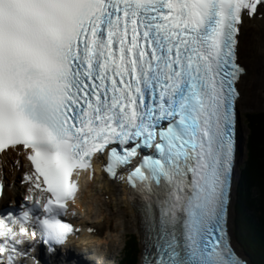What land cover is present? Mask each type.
Listing matches in <instances>:
<instances>
[{"label":"snow or ice","instance_id":"obj_1","mask_svg":"<svg viewBox=\"0 0 264 264\" xmlns=\"http://www.w3.org/2000/svg\"><path fill=\"white\" fill-rule=\"evenodd\" d=\"M254 19L264 0H0V154L28 162L30 201L0 214V264L79 239L64 217L97 153L131 189L143 264H248L229 224Z\"/></svg>","mask_w":264,"mask_h":264},{"label":"bare ground","instance_id":"obj_2","mask_svg":"<svg viewBox=\"0 0 264 264\" xmlns=\"http://www.w3.org/2000/svg\"><path fill=\"white\" fill-rule=\"evenodd\" d=\"M240 46L245 56V58L241 60V63L247 68V75L243 78L240 85V90L245 96V102L240 110H261L264 108V60L260 57V50L264 48V19L247 21L241 36ZM245 130V127L240 124L242 144L244 143V147L242 146L240 153V160L243 159V154L245 155V149L247 148L248 138ZM16 159H20V166L14 164ZM27 170L28 162L22 157H17L15 153L9 152L7 156L3 155L0 157V182L6 184L5 194L0 200V209L10 205L13 206L15 203H21L22 199L29 194L27 191L28 185L24 182V175ZM83 186H87V189L84 192L81 204L78 205L80 212L86 209L87 214L90 215L89 213L92 212V205L95 204L96 200L100 202L103 201L102 203L104 204L109 201V203H117L118 206L125 207L131 218L128 219L122 215L124 212L123 210H120L117 215H111L102 210L100 214L96 213V222L90 221L88 216V219L85 218L86 220L84 219L81 222V231L78 234L80 237L79 242L83 243L85 238L90 240L99 238L100 240L106 239L108 243L96 247L88 246L83 243L80 247H85L86 249L81 248L80 250L92 251V249H94L100 254H102V251L118 252L117 249H122L123 240L129 232L136 233L138 238L140 240L142 239L143 226L141 224V218L137 215L136 209L132 206L128 198L129 190L126 184L117 182L111 183L104 179L98 182L99 187L97 188L91 189L92 185L88 184L86 180L82 181V188ZM235 193L234 189V198ZM82 205H84L83 208ZM233 205L234 202L232 203V207ZM116 216L120 217V220H118L119 223L114 225L112 221H114L113 218ZM230 222H233V218L231 217ZM88 228H93L95 231L89 234L87 231ZM120 237L122 239H120ZM35 239L36 238L31 240L35 241ZM29 240V238L26 239L25 243L27 244ZM38 250L39 244H35V247L30 253L32 259L28 260L27 264H31Z\"/></svg>","mask_w":264,"mask_h":264},{"label":"rangeland","instance_id":"obj_3","mask_svg":"<svg viewBox=\"0 0 264 264\" xmlns=\"http://www.w3.org/2000/svg\"><path fill=\"white\" fill-rule=\"evenodd\" d=\"M239 116H240L241 125H243L246 129L245 132H247V138L248 139L246 138L247 139V148L245 149V155L243 154L242 160H240V157L238 160L237 177H236V183H235L236 193H235V198L233 197L234 205L231 208V218H233V222H231L230 227H231V232H232L234 239H235L234 245L237 248V250L241 254H243V248L241 246L242 244L240 241L241 235L247 234V233H249V231H252L256 222L253 224L254 225L253 227H250V229H247V224H244V223H246L244 218H247V217H245L244 213H242V215L239 214V212L237 210L238 186H239V182L241 180V175L243 174L244 169H246L249 165V162L251 159V154H252L253 160H254V161L252 160V162H254L255 164H256L257 158L260 160V157H262V159H263V153H264V144L263 143L264 142H262V141L264 140V136L261 137L260 132L264 131V108L261 110L260 109L259 110H240ZM243 145H244V143L242 144V146ZM245 146H246V141H245ZM251 167H252V165H251ZM253 169H254L253 167L250 168V172H252L251 174L254 173ZM251 189H252V187H251ZM250 191L253 194H255L257 190H256V188H253ZM102 202H100L99 200H96L95 204H93L94 206L92 205V208H91L92 212L89 213L90 215H88L87 211H85L82 214L81 220H84L85 218L88 219L87 217L89 216L90 221L96 222L97 221L96 215L100 214V212L102 210L106 211L108 214H111V215H117L118 212H120V210H123L124 212L122 213V215H124L128 219L131 218L130 215L127 213V209H125V207L118 206L117 203L116 204L115 203H109V201L107 203H105L106 205ZM113 220L114 221H112V222L115 225V224L119 223L118 220H120V217L116 216L113 218ZM239 226H242V228ZM120 239H122V238L120 237ZM237 240H238L240 245L238 244ZM117 250H118V252H115L116 254L111 252V251H109V252L108 251H102V254H99L97 252L98 254L97 253L96 254L99 255V258L97 260L100 262H103V263L105 262L106 264H115V263H120L123 259L126 264H133V263L139 264L140 256H141V252H142V245H141V240L138 238L136 233L129 232L128 234H126L125 239L123 240L122 249L119 250V248H118ZM134 253L137 256V257L135 256L136 262H133L134 258L132 259ZM107 259H109V260L105 261Z\"/></svg>","mask_w":264,"mask_h":264},{"label":"trees","instance_id":"obj_4","mask_svg":"<svg viewBox=\"0 0 264 264\" xmlns=\"http://www.w3.org/2000/svg\"><path fill=\"white\" fill-rule=\"evenodd\" d=\"M263 132H260L261 137L264 136ZM252 160L253 156L251 154L249 165L244 169L240 180L237 210L239 214L242 215L244 213L245 217H247L244 218L246 221L244 224H247V229L253 227L255 222L256 224L252 231L241 235L240 241L245 254L249 257L252 264H264V153L263 159L262 157H260V160L257 158L256 164ZM251 165L254 168L253 174L250 172ZM251 187L252 189L256 188L255 194L250 191L252 190ZM239 227L242 228V226ZM135 256L134 253L133 262H136L135 258L137 256Z\"/></svg>","mask_w":264,"mask_h":264}]
</instances>
